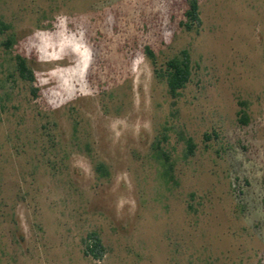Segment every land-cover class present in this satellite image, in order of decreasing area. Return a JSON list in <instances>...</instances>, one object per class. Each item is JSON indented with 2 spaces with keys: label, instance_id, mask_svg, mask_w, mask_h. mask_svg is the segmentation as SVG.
Here are the masks:
<instances>
[{
  "label": "rangeland",
  "instance_id": "1",
  "mask_svg": "<svg viewBox=\"0 0 264 264\" xmlns=\"http://www.w3.org/2000/svg\"><path fill=\"white\" fill-rule=\"evenodd\" d=\"M187 2L0 0V264H264V0H199V33ZM146 47L158 68L190 52L177 100Z\"/></svg>",
  "mask_w": 264,
  "mask_h": 264
},
{
  "label": "trees",
  "instance_id": "2",
  "mask_svg": "<svg viewBox=\"0 0 264 264\" xmlns=\"http://www.w3.org/2000/svg\"><path fill=\"white\" fill-rule=\"evenodd\" d=\"M182 28L187 32H200L202 27V19L200 16V4L199 0H188L187 8L184 12V19L181 22ZM12 30V26L0 18V34L8 33ZM14 35L10 36L5 44H2L8 49H11L15 45ZM145 54L150 60L152 66L154 67L155 77L164 81L167 86V92L171 99L177 100L181 96V92L186 89L188 84L191 82L193 76V62L191 54L188 50H183L179 54L170 58L164 65V68L157 67V58L150 47H146ZM16 72L18 77L24 81L34 84L36 81L34 71L30 68L27 60L21 56L16 57ZM33 94L37 95V90L32 89ZM108 112V110H106ZM119 112V111H118ZM241 122L248 124V116L244 110L240 111ZM74 131H77L76 124ZM187 145L186 157H192L195 155L196 145L191 137L185 139ZM86 152V156L93 160L94 168L96 174L101 179H110L111 172L106 164L102 162H96L93 158V150L89 144L83 147ZM156 155L161 162V167L163 168V176L166 182L173 180L174 173V163L171 162L170 156L160 149L159 145L154 147ZM82 151V149L80 150ZM3 207L7 205L0 202V212ZM6 216V214L2 215ZM83 255L86 258H90L94 261H103L106 256V247L103 243L102 238L96 232L89 233L85 238L82 239Z\"/></svg>",
  "mask_w": 264,
  "mask_h": 264
}]
</instances>
